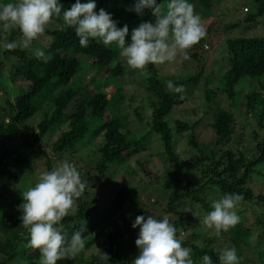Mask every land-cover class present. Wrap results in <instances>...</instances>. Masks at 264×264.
Instances as JSON below:
<instances>
[{
    "label": "trees",
    "instance_id": "1",
    "mask_svg": "<svg viewBox=\"0 0 264 264\" xmlns=\"http://www.w3.org/2000/svg\"><path fill=\"white\" fill-rule=\"evenodd\" d=\"M59 2L63 5V11L70 9L76 0H59ZM80 2L87 3L88 0H80ZM94 2L97 13L100 9H104L112 16L118 28L128 25L129 33L141 22L155 19L147 9L142 16L132 10L137 0H94ZM167 2L168 0H157L158 4L162 3L165 6ZM187 2L192 5L196 3L202 14L209 17L215 0H187ZM252 2L254 13L245 17L244 25L250 24L256 18L264 17V0H252ZM52 22L57 27L45 30L44 35H47L49 40L42 49L46 55L50 54L52 57L47 63L35 55L27 57L25 51L19 48L14 50L2 48L3 57H13L17 60L8 70V78L12 81L17 77L23 78L28 83V89L21 90L23 93L19 95H14L12 102L3 98L0 112L4 113L7 120L0 121V140L11 138L15 143L12 147L17 146L19 152L24 151L31 158H43L45 171H51L55 162L60 161L62 154L72 156L78 149L91 146L90 143L96 140L99 144L98 158L93 164V170L97 176L102 177L110 164L119 165L130 155L135 154L138 151L137 146L143 150L145 148L143 144H146L147 139L153 134L158 137L166 160L177 165L178 158L173 151L171 135L185 133L183 136H186V142L195 151V158L200 165L196 169L200 183L193 185L189 181H184L180 184L177 177L171 179L166 205L162 212L174 215L170 223L176 229L183 220L191 219L194 214L193 206H198L207 214L213 210L209 198L220 199L226 193L243 196L239 205H247L252 209L264 207V195L253 194L246 186L252 168L264 161V137L255 144L256 155L249 160L245 159L242 152L221 150L223 145L229 143L232 115L220 107L215 108L211 113L209 128L213 133L214 141L210 147L200 145L193 140L191 131L194 124L189 125L175 120L173 126L169 128L163 118L169 115L173 108L180 106L184 99L180 98L181 95L170 92L166 82L172 81L176 86L180 83H175L173 79L156 78L153 65L150 64L147 67L148 75L142 83L150 110L148 130L139 138L128 139L123 131L122 121L115 114L116 106L121 99L120 83L117 81L124 73V69L115 58L113 51L93 40L89 41L87 47H82L74 30L63 25L62 18L54 17ZM237 26L239 24H233L229 28ZM19 35L18 30L9 31L7 40L11 42ZM128 40L130 42V34ZM203 41L201 40L192 49H202L198 45ZM225 48L228 60L226 70L220 79L221 91L227 98L232 99L235 97V90L245 78L256 82L257 90H251L244 96L245 107L248 110H255V104L261 105L257 121L259 127L264 129V35L258 38L227 40ZM190 58L196 59L197 54L192 53ZM82 60L86 61L87 65L96 67L97 71L103 74V84L94 86L92 81L87 80L73 89L71 81ZM2 68L3 64L0 62V70ZM197 78L196 75L187 83H194ZM105 84L108 85L106 87L108 92L113 90L109 95L103 91L106 89L103 88ZM111 85L114 89L109 88ZM2 92H4L3 89ZM204 93L205 99L210 102L216 96L210 90H205ZM38 114L41 116L36 125L26 124L30 118ZM59 128L49 147L56 156L51 162L45 152L43 139L47 140L51 133ZM1 160L0 158V162ZM139 166V169L143 171L144 166ZM81 178L85 182L92 181L88 171H83ZM16 180L17 177L14 174L0 171V264H39V251L28 247L29 234L21 225V212L19 210L6 212L4 210L6 207H3L10 199V194H6L4 190L8 186H13ZM99 197L100 195L90 197V194L80 197L74 212L59 225L66 240H70L77 229L85 226L87 231L84 232L85 249L75 258H66L58 261L57 264H132L139 254L135 244L138 235L134 243L127 246V251L123 250L124 246H119V242L121 243V239L128 232L127 224L129 223H126V217L115 219V222L109 225L104 240H95L91 234L93 228L104 219L103 216L95 215ZM137 197L136 188L133 186H118L113 193L108 214L115 216L123 210L126 203L136 201ZM185 201H188V209L182 211ZM242 213V211L237 212L240 220ZM92 217L95 218L91 219ZM240 222L226 232L228 244L219 247L213 245V240H205L200 246L193 244L192 241L200 237L197 231H193L186 244H182L191 249L194 264H203L204 255L211 257L212 264H219V254L226 248H234L239 264H244L240 259L243 247L247 248L253 256V263L264 264V215H255L253 222L255 229L245 228ZM182 232L181 229L178 234ZM250 238H252V245L248 244ZM94 244H98V250L86 255ZM103 253L107 254L108 260L103 258Z\"/></svg>",
    "mask_w": 264,
    "mask_h": 264
},
{
    "label": "rangeland",
    "instance_id": "2",
    "mask_svg": "<svg viewBox=\"0 0 264 264\" xmlns=\"http://www.w3.org/2000/svg\"><path fill=\"white\" fill-rule=\"evenodd\" d=\"M7 2L8 0H0V4ZM193 6L195 13L201 17L205 29L207 28L206 38L198 45L202 49H196L197 52L191 49L189 52V56L195 52L197 58L183 60L177 57L176 62L171 65H153L156 78L160 80L173 79L175 83H180L186 90L185 93L179 94L184 95V102L180 106L173 108L163 120L169 128L173 126L175 120L189 125L194 124L193 130L191 131L193 140L200 145L210 147L214 141L213 133L209 128L211 113L217 107L223 108L231 113L232 123L230 125L231 135L229 143L223 145L221 150L239 151L243 153L245 159H252L256 155L255 144L264 137V129L259 127V122L257 121L261 105L259 103L255 104V110L246 109L244 96L250 93L251 90H257V84L245 78L240 83L239 88L235 90V97L229 99L221 91L220 79L226 70L228 60L225 42L236 38L263 37L264 17L256 18L250 24L244 25L245 17L248 14L254 13L252 0H215V3L212 4L209 17L202 14L203 12L196 3ZM233 24H239V26L229 28ZM56 27L51 22L46 29ZM8 36L9 32L4 33L2 28H0V37L7 38ZM17 39H13V41ZM48 40L49 37L43 34L38 40L33 42L29 49L22 51H25L27 57H32L34 56L35 50H42ZM203 45L207 46L206 50L203 49ZM2 48L0 46V62L3 64V68L0 70V106L3 104V98L12 102L14 95H19L23 93L21 90L27 91L28 89V83L23 78L17 77L13 81L8 78V70L15 65L17 60L13 57H3L1 55ZM108 48L113 51L115 58L118 59L124 69V73L117 81L120 83V86H118L121 90V99L116 106L115 114L122 121L123 131L126 137L134 140L148 130L150 123V110L142 86L143 79L147 76L129 69L122 58L119 57V51L114 46ZM146 71L148 73L147 69ZM196 75L198 78L194 83H187L189 80L194 79ZM102 76L103 74L99 73L96 67L87 65V62L82 60L72 78V87L76 89L87 80L92 81L94 86L103 84ZM106 84L103 88L108 86ZM109 88H113L112 85ZM2 89L4 92H2ZM17 89L20 90L17 91ZM107 89L103 91L107 92L108 95L112 93L113 90L108 92ZM205 90H210L216 94L211 102L205 99ZM40 116V114L37 116L34 115L26 124H30L29 126L36 125L35 123L40 119ZM1 120L4 122L7 120L2 112H0ZM59 130L60 128L51 133V136L47 140L46 138L43 139L45 152L51 162H53L56 156L53 155L49 147L53 143L56 133ZM184 134L178 135L173 133L171 135V142L174 145L173 151L178 158L177 165L166 160L158 137L154 134L147 139L146 144H143L145 145L143 150H141L140 146H137L138 151L135 154L130 155L128 159L119 165L110 164L108 170L102 177L97 176L93 170V164L98 158L97 148L99 144L96 140L90 143L91 146L78 149L72 156L62 154L60 161L55 162L53 167L61 161L67 160L78 171H81V177L83 171L90 173L92 181L86 182L87 186L81 197L83 198L87 194H90V197L92 195H96V197L100 195L99 201L96 202L97 211L95 215L103 216L104 219L98 226L93 228L94 230L91 234L95 240H104V235L109 229V225L111 223L113 224L115 219L126 217V223H129L127 224L128 232L121 239V243L119 242V246H124L123 250L127 251V246L134 243V239H136L139 233V228L134 229L132 227L137 216L147 218L149 215H153L157 219H162L164 216H167L169 221L172 222L174 215L162 212L166 205L171 179L177 177L180 184L184 181H189L193 185H199L200 183L198 170H196L200 165L195 158V151L189 147L186 142V136H183ZM13 145L15 143L11 138L0 140V158L2 159L0 162V171L10 172L17 177L15 184L6 187L4 190L6 194H10V199L3 205V207H6L4 209L6 212H13L19 209V206L23 203L21 193L28 187L34 186L41 173L45 172L43 158H31L26 152H19L17 146L12 147ZM139 165L144 166L143 171L139 169ZM81 179L85 182L83 178ZM120 185L133 186L136 188L138 197L136 201L126 203L120 213L111 216L108 214L110 202L113 193ZM246 186L253 194L264 195V161L252 168V172L246 181ZM209 200L212 203L214 200H218V198L211 197ZM187 204L188 201L183 203L182 211L188 209ZM256 208H248L247 205L237 206L236 211L243 212L241 214L240 224L245 228L255 229L256 227L253 224L255 215H264V207ZM193 210L195 215L193 214L189 220H183L181 225L177 227V234L181 229L183 231L177 236L182 243L186 244L192 232L197 231L200 237L192 241L197 246H200L205 240H213L212 243L215 247L228 244V235L226 233L223 234L224 232H222L217 237L213 234L212 230L203 227L201 221L206 215L203 209L198 206H193ZM73 212H70L69 215ZM182 217L184 218V216ZM94 218L92 217L91 219ZM251 242L252 238L248 239V244L252 245ZM97 245L94 244L93 247H90L86 255L98 250ZM240 259L244 264H256L252 261L253 256L244 247L241 248Z\"/></svg>",
    "mask_w": 264,
    "mask_h": 264
},
{
    "label": "clouds",
    "instance_id": "3",
    "mask_svg": "<svg viewBox=\"0 0 264 264\" xmlns=\"http://www.w3.org/2000/svg\"><path fill=\"white\" fill-rule=\"evenodd\" d=\"M96 7L94 0L87 3L76 0L70 9L63 11L59 0H8L0 5V28L4 33L18 30L20 35L11 42L6 37L0 38V46L6 50L29 49L54 17L62 18L63 25L74 30L82 47H87L90 40L105 48L114 46L129 69L147 76L150 64L171 65L177 57L188 60L190 50L207 35L201 17L187 0H168L166 6L157 0H137L132 10L142 16L147 9L155 19L141 22L131 33L128 25L118 28L109 13L104 9L97 13ZM34 55L45 63L52 59L39 49ZM166 87L177 94L186 91L172 81H167ZM86 186L77 168L65 160L51 171L41 173L35 185L21 193L23 203L18 209L21 225L29 234L28 247L40 253L39 264H57L66 258H75L85 249V226L66 240L59 225L75 210ZM242 200L239 194H224L211 203L213 210L203 217L201 224L217 237L228 232L240 222L236 209ZM132 227L139 228L135 241L139 254L132 264H194L191 249L183 246L167 216L162 219L153 215L137 216ZM103 258L109 259L105 253ZM202 262L212 264V259L204 255ZM219 264H239L236 250H222Z\"/></svg>",
    "mask_w": 264,
    "mask_h": 264
},
{
    "label": "built area",
    "instance_id": "4",
    "mask_svg": "<svg viewBox=\"0 0 264 264\" xmlns=\"http://www.w3.org/2000/svg\"><path fill=\"white\" fill-rule=\"evenodd\" d=\"M203 49L206 50L207 49V46L206 45H203Z\"/></svg>",
    "mask_w": 264,
    "mask_h": 264
}]
</instances>
